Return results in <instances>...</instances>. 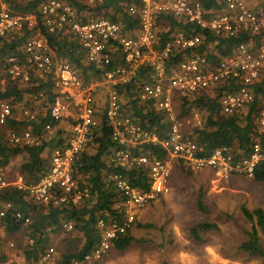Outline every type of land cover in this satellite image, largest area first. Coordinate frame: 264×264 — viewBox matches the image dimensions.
<instances>
[{"label": "built area", "instance_id": "obj_1", "mask_svg": "<svg viewBox=\"0 0 264 264\" xmlns=\"http://www.w3.org/2000/svg\"><path fill=\"white\" fill-rule=\"evenodd\" d=\"M0 0V41L11 33L32 30L19 53L3 60V69L10 82L25 84L35 77L51 78L53 97L48 113L51 122L44 126L45 134L56 131L55 122L65 121L74 115L68 133L61 146L52 148L48 156V169L36 182H26L18 171L11 175L7 166L0 165V189L12 185L28 194L37 203L53 201L79 204L89 198V189L78 186L72 171L73 162L86 145L94 128L99 124V106L96 91L106 90L101 115L111 129V139L117 144L110 161L115 167L133 164L148 168L149 186L140 189L130 185L117 172H110L106 179L114 184L122 200L121 218L96 222L99 239L94 247L81 258L68 261L53 258L54 248H45L34 261L25 259L1 264H82L100 259L113 247V240L130 231L136 222V213L150 201L169 192L171 176L170 158H175L190 170L208 168L217 175L241 174L252 177L255 166L264 160V152L258 142L253 143L247 155L236 157L227 146L216 148L209 155H200L199 148L185 126H200L202 118L192 106L184 107L188 115L179 116L174 107V94L188 97L190 101L199 93L212 94L221 85H231L219 96L221 112L234 115L251 104L256 94L254 86L264 69V43L239 42L230 54L215 61L214 43L208 42L199 52L185 54L187 49L201 46L207 33L218 38H231L242 33L259 35L264 32V7L254 9L245 0H218L219 8H206L199 0H136L124 3L128 15L137 19L135 27L125 28L117 21L94 17L88 12H78L64 0H46L39 5L41 23L47 34H63L75 40L83 49L85 61L99 72L98 78L88 81L80 77V69L68 61L57 58L49 45L47 35L37 28L33 13L14 14L8 3ZM86 7H97L104 0H78ZM173 14L185 26L169 32L163 39L158 29V16ZM183 55L177 61L173 57ZM142 71V72H141ZM140 73V76H139ZM133 79L141 83L136 93L141 105L163 116L164 134L159 137L144 127L139 117L126 112L121 100L120 88ZM38 92L34 99L43 98ZM27 99V97H26ZM17 118L34 121L37 110L18 106ZM13 106L8 100H0V127L13 116ZM258 133H264V92L260 97V110L256 120ZM5 141L11 146L38 144L39 137L30 125L18 132L10 127ZM157 144L165 151V158L136 152L139 145ZM55 189L60 192L55 195ZM10 203L0 208V241L6 231V212ZM21 218L19 212L15 213ZM29 221L25 219V223ZM73 229L71 221H62L60 230ZM32 243V240L28 241ZM1 244V243H0ZM12 242L8 247H13ZM1 249V245H0Z\"/></svg>", "mask_w": 264, "mask_h": 264}, {"label": "trees", "instance_id": "obj_2", "mask_svg": "<svg viewBox=\"0 0 264 264\" xmlns=\"http://www.w3.org/2000/svg\"><path fill=\"white\" fill-rule=\"evenodd\" d=\"M46 0H11L8 3L10 12L14 14L33 13L37 18V28L45 33L42 25L39 5ZM78 12L86 11L94 17H105L117 21L125 28L135 27L137 19L128 15L123 7L124 3H137L136 0H104L97 7H86L78 0H64ZM206 8H219L218 0H199ZM158 25L164 23L165 27L160 34L161 39L169 34L164 32L168 27L170 30L183 28L185 25L173 14H161L157 18ZM32 34V30H22L11 33L0 41V57L4 60L9 55L19 53L21 47ZM48 42L57 58L64 59L80 69V77L84 81L91 78H98L99 72L85 61L83 49L79 44L67 35L47 34ZM264 38V32L259 35L242 33L231 38H216L213 34L207 33L203 44L193 49H187L185 54L199 52L208 42L214 43L215 61L220 57L231 53L239 42H253L258 44ZM183 54L177 53L173 59L179 60ZM142 72V71H141ZM264 69L261 72L259 82L254 86L256 97L254 101L245 109L228 115L221 112L219 106V96L226 90L231 89V85H221L212 94L199 93L189 102L188 97H181L182 107L192 106L202 118L200 126L192 127L190 136L194 139L199 148L200 155H209L218 147L227 146L236 157L247 155L253 143L258 142L264 152V133L257 131V117L260 110V97L264 92ZM140 76V73H139ZM10 84L0 89V100H8L13 106V116L6 120V126L16 127L30 125L34 134L38 135L39 142L31 146H11L8 145L0 135V165L7 166L10 158L15 155H22V161L18 165V172L24 176L26 182H36L48 169V156L52 148L63 145L64 137L68 133L69 124L76 120L74 115L65 121L55 122L56 131L53 135H46L44 126L51 122L49 118V105L53 97L52 80H39L32 77L25 84L9 82ZM141 82L133 79L128 85L120 88L121 100L126 112L139 117L140 123L156 133L159 137L164 134L166 123L161 113L145 108L136 97ZM38 92L43 93V98L34 99ZM27 97V99H26ZM31 101L34 105L31 108L37 110V117L34 121L17 118L16 109L20 103ZM38 101H40L38 103ZM41 104V105H40ZM38 105H40L38 107ZM28 106V105H27ZM187 112V111H185ZM100 115V114H99ZM99 124L94 128L88 141L73 162L72 175L81 188L89 189V198L79 204L71 202L55 205L53 201L48 203H37L28 194L9 185L0 189V208L4 203H10L11 209L6 212V231L15 232L21 228L26 229L28 241L23 256L26 261H34L39 254L47 248L48 238L51 233L60 230L62 221H71L73 230L79 233V246L61 253V260L81 258L89 252L99 239L96 222L99 218L105 221L118 220L122 211V196L115 188L114 184L107 181L106 177L110 172H117L128 180L131 186L147 189L149 186L148 168L143 165L133 164L127 167H115L111 161L112 152L117 148V144L111 139V129L105 118L99 116ZM140 154L154 155L158 158H165L166 153L161 147L153 143H145L136 148ZM252 178L258 182H264V160H261L254 168ZM55 195L60 190L55 189ZM198 206H202L201 199L197 201ZM241 211L245 219L250 223L248 238L242 242L240 249L249 255H258L264 261V246L260 242L259 232H264V210L256 207L249 210L242 207ZM19 212L21 218H17L15 213ZM29 221L25 223V219ZM137 223V220L135 224ZM216 225L207 222L198 223L191 227L190 233L195 238L199 229H209ZM133 241L130 231L119 235L113 240V248L125 250ZM0 259V264H1Z\"/></svg>", "mask_w": 264, "mask_h": 264}, {"label": "rangeland", "instance_id": "obj_3", "mask_svg": "<svg viewBox=\"0 0 264 264\" xmlns=\"http://www.w3.org/2000/svg\"><path fill=\"white\" fill-rule=\"evenodd\" d=\"M245 1L254 9L264 7V0ZM164 25L160 23L158 29L162 31L166 28ZM260 42L264 43V38ZM2 63L0 57V89L10 84ZM181 97L174 94V107L179 116H186L189 113L182 107ZM105 99L106 90L97 89L100 115ZM122 101L125 102L124 97ZM26 102L28 106L34 105L31 101ZM9 128L0 127L3 141ZM22 128L16 127V130L20 132ZM184 129L189 133L192 126L188 124ZM169 160V192L150 201L136 213L137 223L130 230L133 236L130 245L125 250L112 247L100 259L82 264H264L260 256L249 255L240 249L250 230V223L241 208L252 210L261 207L264 210V182L241 174L217 175L208 168L190 170L178 159ZM21 161V154L10 158L7 166L11 175L18 171ZM199 198L202 202L200 207L197 204ZM202 222L216 226L199 229L195 238L190 229ZM259 236L264 246V232H259ZM78 237L79 233L73 229L59 230L49 235L46 247L52 246L54 260H61V253L79 246ZM10 242L14 244L11 248L8 247ZM0 243L2 263L24 259L23 251L28 243L26 229L5 231Z\"/></svg>", "mask_w": 264, "mask_h": 264}, {"label": "crops", "instance_id": "obj_4", "mask_svg": "<svg viewBox=\"0 0 264 264\" xmlns=\"http://www.w3.org/2000/svg\"><path fill=\"white\" fill-rule=\"evenodd\" d=\"M8 167V166H7ZM201 170V169H200Z\"/></svg>", "mask_w": 264, "mask_h": 264}]
</instances>
